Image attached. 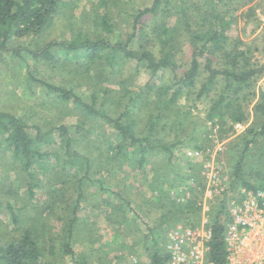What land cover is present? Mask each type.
Segmentation results:
<instances>
[{
    "label": "rangeland",
    "instance_id": "374dc122",
    "mask_svg": "<svg viewBox=\"0 0 264 264\" xmlns=\"http://www.w3.org/2000/svg\"><path fill=\"white\" fill-rule=\"evenodd\" d=\"M178 1L163 2L165 13L145 15L140 38L131 44L135 49L143 45L156 52L157 40L151 32H144L161 23L172 27L178 48L174 71L164 69L153 76L130 59H118L112 68L97 60L87 71L73 59L52 67L24 50L25 46L34 50L50 41L68 40L79 31H87L92 38L98 33L105 35L94 24L102 14L114 27L107 39L124 41L133 31V15L149 7L152 0H65L41 31L37 47L24 37L10 41L9 51H0V111L22 117L41 130L69 126L77 138L73 149L90 160L70 241L74 252L86 256L87 264H124L129 255H135L140 264H152L154 241L164 252L167 235L177 224L211 228L217 213L221 222L228 220L231 209L243 205L258 190L264 193V116L254 108L260 100L264 72L252 86L232 95L242 113L240 121L232 122L228 112L208 117L224 83L217 79L211 91L197 94L206 76L203 71L195 87L181 91L171 110L160 109L152 138L171 146L172 153L150 151L143 162L138 158L108 162L106 146L116 140L115 131L98 118L82 116L73 104L61 102L36 82L72 90L87 102L95 96L111 116L128 107L136 121L135 134H146L150 117L157 115V94L168 99L174 81L182 78L191 54L199 47L192 44L184 20L190 19L191 28L198 29L202 22L207 25L203 18L208 19L212 8L204 0H184L186 7L194 5L186 18L177 9ZM215 9L230 21L228 47L241 43L240 49L246 51L243 62L264 65V0H227L217 3ZM166 13L174 16L166 17ZM207 57L216 68L227 65L228 60L220 54L204 52L198 58L200 67ZM131 99L135 103L129 105ZM253 136L235 179L237 156ZM58 146L57 141L53 149L62 154ZM51 165L45 171L33 169V177L28 179L18 161L0 147V244L28 229L44 249L45 264H72L62 248L76 205L77 179L84 171L64 168L55 160ZM244 182L254 189H246ZM28 183L35 185L32 195ZM12 214L17 216L16 222Z\"/></svg>",
    "mask_w": 264,
    "mask_h": 264
},
{
    "label": "trees",
    "instance_id": "16d2710c",
    "mask_svg": "<svg viewBox=\"0 0 264 264\" xmlns=\"http://www.w3.org/2000/svg\"><path fill=\"white\" fill-rule=\"evenodd\" d=\"M63 1L65 0H0V51H9L10 41L24 37L30 38L37 47V39L41 31L51 23L58 5ZM170 1L152 0L149 7L139 9L133 15V31L127 35L124 41L111 42L107 39V34L113 33L114 27L109 22L107 15L102 14L97 20L95 19L94 24L98 27V30L105 32V35L98 33L95 38H92L87 31H79L68 40L50 41L34 50H30L25 46L24 50L34 58L43 59L52 67L61 60L73 59L77 64L80 63L81 67L84 66L87 71L97 60L112 68L117 64L118 59H130L136 60L137 64L142 65L153 76L164 69L174 71L178 67L176 60L178 48L171 30L172 27L161 23L152 27L150 31L144 32V35L151 32L155 41L157 40L155 42L156 52L146 49L143 45L139 46L138 49L131 46L136 37L140 38L138 32L142 30L143 23L141 19L147 14L155 15L158 12L161 13V11L165 13L167 9L162 7V4L164 2V5H167ZM204 1L212 5L211 12L208 13V19L203 18V21H207V25L202 22L200 28L192 29L190 19L184 20L192 44H199L200 49L198 47L191 54L189 67L182 78L174 81L175 87L171 90L168 99L164 101L162 96L157 94V115L150 117L147 133L144 135L135 134L136 121L131 118L128 107L118 116H111L108 111L102 108L101 103H97L95 96H92L90 102H87L72 90L36 80L61 102L73 104L74 109H77L82 116L98 118L115 131L116 140L108 142L106 146L108 162L117 161L119 158L124 161L138 158L139 162H143L147 153L154 150L171 154V146L162 144L159 139L152 138L155 126L161 118L160 109L170 108L171 110V105L175 103L181 91L185 88L188 91L189 88L195 87L203 71L206 76L200 84L197 94L211 91V88L217 83V79L222 80L224 83L218 97L211 105L208 117L211 118L213 115L223 116L228 112L227 117L232 122H238L242 119V113L237 110L236 100L232 98V95L252 86L257 78L263 74L264 65L257 66L243 62L246 51L240 49L241 43L228 47L229 37L227 32L230 28V21L222 17L219 11L215 9L217 3L223 4L227 0ZM193 6L187 5L186 7L184 0H179L177 9L184 17L188 18V9ZM167 16H174V14H167ZM176 21L178 22L179 18H176ZM12 52V54L17 53L16 51ZM204 52L212 55L220 54L228 60L226 61L227 65L216 68L213 66V59L207 57L203 68L200 67L198 58ZM132 101V99L129 101V105L135 103V100ZM254 108L264 116V80L260 90V100ZM261 132H264V123ZM254 140V136L247 140L244 149L237 156L234 167L235 179L239 178L237 174L244 152ZM57 141L58 148L63 149L62 154L53 149V145ZM76 141L77 138H75L74 133L71 135L69 126L59 125L49 130H41L36 125H28L22 117L10 112L0 111V147L10 152L11 156L18 161L21 170L26 173L28 179L33 177V169L45 171L48 167H51L52 160L60 161L64 168L84 171L83 175L77 179L76 205L68 221L66 228L67 240L63 244L62 250L65 255L70 256L72 264H87L86 256L83 253L74 252L70 245L78 222L75 208L82 198L83 179L87 178L90 167L88 157L85 154H80L75 148L73 149V144ZM243 185L246 189H254L245 182ZM34 187L33 183L27 184V191L30 195H32ZM219 213L216 214L211 225V240L207 257L212 264H226L223 241L224 226L219 220ZM12 216L16 222L17 216L13 214ZM153 245L154 252L151 263L166 264L167 254L158 249L156 241ZM0 264H45V252L32 237L30 231L23 229L19 237H13L10 241L0 244Z\"/></svg>",
    "mask_w": 264,
    "mask_h": 264
},
{
    "label": "built area",
    "instance_id": "2783aa9c",
    "mask_svg": "<svg viewBox=\"0 0 264 264\" xmlns=\"http://www.w3.org/2000/svg\"><path fill=\"white\" fill-rule=\"evenodd\" d=\"M255 197L261 198L258 203ZM226 264H264V193L234 207L228 220H223ZM211 228L192 226L188 222L173 227L165 242L166 264H212L208 260ZM124 264H140L129 255Z\"/></svg>",
    "mask_w": 264,
    "mask_h": 264
}]
</instances>
